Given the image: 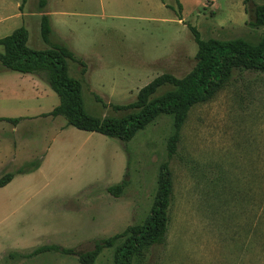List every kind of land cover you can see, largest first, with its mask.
I'll return each instance as SVG.
<instances>
[{
    "label": "rangeland",
    "instance_id": "1",
    "mask_svg": "<svg viewBox=\"0 0 264 264\" xmlns=\"http://www.w3.org/2000/svg\"><path fill=\"white\" fill-rule=\"evenodd\" d=\"M242 1L0 0V37L24 26L31 49L66 46L78 58L68 61L69 74L80 83L86 111L121 117L131 110L113 105L133 102L154 77L182 78L192 70L196 44L188 25L202 39L260 41L264 26L252 25V9L264 0ZM42 14L53 27L48 43L41 39ZM169 89L162 85L153 95ZM58 103L39 76L0 63V116L19 119L0 121V161L15 154L0 166V177L41 161L0 192V264H80L58 253L23 256L44 244L91 250L139 224L162 162L172 183L168 229L132 263L264 264L263 74L233 70L227 85L190 110L171 156L169 115L123 142L48 115ZM118 183L122 191L110 194ZM94 264H113L112 250L103 249Z\"/></svg>",
    "mask_w": 264,
    "mask_h": 264
},
{
    "label": "trees",
    "instance_id": "2",
    "mask_svg": "<svg viewBox=\"0 0 264 264\" xmlns=\"http://www.w3.org/2000/svg\"><path fill=\"white\" fill-rule=\"evenodd\" d=\"M250 0H243L246 3ZM41 5L45 0H40ZM252 25L264 26V4L254 5ZM179 19V18H178ZM42 41L49 42L53 32L52 23L47 14L40 16ZM196 44L195 64L192 70L182 78L163 73L141 87L133 102L113 105L115 110H131L121 117L97 118L84 107L79 81L69 74L68 61H77L75 53L64 45H51L43 49H31L27 46L28 30L22 26L8 35L0 37V63L21 74L37 75L44 80L56 94L59 105L48 115L64 117L66 125L83 131H91L107 138H117L127 142L143 130L160 115L171 116V133L167 142L168 155H173L183 122L193 106L212 98L232 79L233 70H251L264 75V36L252 45L242 38L220 41L212 38L202 39L195 26L188 25ZM168 84L171 89L153 95L156 89ZM153 95V96H152ZM12 123L18 118H4ZM38 163L28 170H18V174L30 173ZM13 175L6 173L0 177V186L11 181ZM154 198L144 219L132 226H127L113 236L100 239L91 250L75 251L58 245L44 244L32 253L23 256L49 252L75 257L80 264H94L103 249L112 250L113 264H133L135 258L142 257L150 247L161 243L168 229V208L172 200V183L166 162L160 163L156 174ZM122 183L108 188L112 195H119Z\"/></svg>",
    "mask_w": 264,
    "mask_h": 264
},
{
    "label": "crops",
    "instance_id": "3",
    "mask_svg": "<svg viewBox=\"0 0 264 264\" xmlns=\"http://www.w3.org/2000/svg\"><path fill=\"white\" fill-rule=\"evenodd\" d=\"M17 73V72H16ZM27 75H30V74H27ZM31 76H35V75H31ZM37 76V75H36ZM0 117H3V116H0ZM4 118H9V117H4ZM0 121H3V120H0ZM15 129H13V131H14ZM5 158L3 159L2 158V160L0 161V166H6V165H8L9 163H7V162H9L8 160L10 159V161H14V158H15V154L13 153V152H10V154H7L6 156H4ZM6 162V164H4ZM40 164H41V161L40 162H38V166H37V168H35L34 170H36V169H38L39 168V166H40ZM32 172H34V171H32ZM32 172H30V173H32ZM22 174H28V173H22ZM13 175V177H12V179H11V181H9V182H7V184H5L4 186H0V192H2V191H8V187H11V185H12V182H13V180H14V177L16 176V175H19L17 172L15 173V174H12Z\"/></svg>",
    "mask_w": 264,
    "mask_h": 264
}]
</instances>
